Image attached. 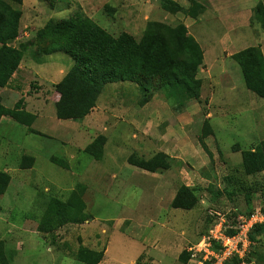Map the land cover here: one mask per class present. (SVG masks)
<instances>
[{
    "label": "rangeland",
    "instance_id": "obj_1",
    "mask_svg": "<svg viewBox=\"0 0 264 264\" xmlns=\"http://www.w3.org/2000/svg\"><path fill=\"white\" fill-rule=\"evenodd\" d=\"M4 1L22 12L21 34L14 46L35 40L38 29L50 19L58 22L76 13L91 18L115 37L128 33L137 41L143 37L150 21L160 22L166 28L184 24L189 34L204 30L201 41L206 48L216 47L217 38L225 32L218 19L194 22L184 13H167L160 0H71L54 8L49 0H23L22 4ZM177 1L184 8L190 6L189 0ZM259 1L264 2L250 0V3ZM229 2L242 6L245 0ZM239 23L245 27L235 33L236 43L241 41L238 50L264 44L260 25L250 21L247 26L244 20ZM26 25L29 27L25 28ZM35 58L41 62L37 63ZM232 63L239 75L235 78L237 90H223L213 82L205 86L203 98L189 102L183 112L170 102L163 90L153 89L145 114L140 116L137 110L141 108L143 92L138 85H107L104 95L116 89L120 95L113 101H103L102 95L99 104L102 100L112 114L113 108L124 100L128 115L119 136L113 129L105 132L109 138L106 137L103 145L105 158L99 163L87 150H95L91 144L103 135V123L94 132L83 131L81 136L87 137L84 141L74 133L78 124L59 120L48 111L46 120L33 125L42 135L30 133L28 127L8 116L2 117L0 171L11 176L6 193L0 197V243L6 261L9 264H85L77 258L78 252L85 249L104 251L99 264H192L180 261L181 253L198 243L218 223L225 222L231 231L236 220L247 217L253 208L264 214V172L246 175L242 156L244 151L255 150L264 141V98L247 89L237 60ZM26 64H36L31 66L41 72L42 79L29 74L17 90L46 109V102L58 97L50 82V79L55 81L52 73L60 69L69 71L75 61L60 52L42 56L31 47L26 52ZM213 87H216V100L210 103ZM13 88V79L7 87L0 88V103H6L8 108L15 105L18 97L9 95L8 91ZM210 112L212 117L207 118ZM134 135L138 137L134 139ZM164 136L174 142L173 148L165 144ZM79 139L84 142L76 147ZM117 141L120 147L116 146ZM110 152L116 155V161H112ZM160 152L172 156L170 170L153 174L126 165L127 157L133 154L150 159ZM31 156L36 159L33 169H24V159ZM53 157L68 163V169L54 164ZM181 186L198 189L199 201L192 210L171 206ZM54 199L65 206L82 202L83 220L62 223L50 220L46 212ZM240 264H264V227L257 232L253 253Z\"/></svg>",
    "mask_w": 264,
    "mask_h": 264
},
{
    "label": "trees",
    "instance_id": "obj_2",
    "mask_svg": "<svg viewBox=\"0 0 264 264\" xmlns=\"http://www.w3.org/2000/svg\"><path fill=\"white\" fill-rule=\"evenodd\" d=\"M10 1L23 3V0ZM70 1L49 0L52 8L58 4H68ZM190 1L192 4L189 8H184L175 0H160V4L167 13H184L192 19H198L205 7L195 0ZM21 18L20 10L13 9L4 0H0V88L9 85L31 45L35 46L36 52L42 56L57 52L69 55L75 61V65L63 80L55 85L56 92L60 94L56 102V114L60 120H83L96 107L104 87L119 82L132 83L140 87L143 92V98L139 102L141 107L150 101L148 96L153 89L163 90L170 102L178 105L180 112L188 107L189 102L201 99L203 80L198 74L204 64V52L184 24L166 28L160 22L150 21L143 37L137 41L128 33L115 37L91 18L76 13L58 22L50 19L37 31L35 40L14 46L21 34ZM251 23H257L264 31L263 2H259L254 8ZM234 59L241 68L247 89L264 98V54L261 49L249 47L236 54ZM23 104V99L13 108L0 103V123L2 117L8 116L28 127L31 132L37 133L31 128L36 116L27 112ZM205 123L206 127L210 126L209 122ZM106 141L105 136H98L91 144V149L95 147V150H87L88 154L101 159ZM202 146L211 157L205 143L202 142ZM242 156L246 175L253 176L264 172V141L257 145L255 150L244 151ZM52 162L61 168L69 167L68 163L56 157L52 158ZM128 162L144 171L158 173L170 170L173 158L161 152L150 159L138 158L133 154L128 158ZM34 163L35 158L31 156L24 159L22 167L31 168ZM10 181L11 176L0 171V197L6 193ZM197 190L181 186L171 203L172 208L192 210L199 201ZM83 210L84 205L80 201L65 206L60 200L54 199L46 213L50 220L62 223L83 220L81 219ZM254 212L253 208L248 216ZM263 227L264 223L258 224L251 232L250 238L255 243L251 254L256 246L257 232ZM235 233L233 229L227 231L228 235ZM103 257L104 251L97 253L81 249L77 254L78 260L85 264H99ZM190 258L191 254L187 249L181 253L179 260L188 262ZM237 261L238 264L242 262ZM0 264H9L1 243Z\"/></svg>",
    "mask_w": 264,
    "mask_h": 264
},
{
    "label": "crops",
    "instance_id": "obj_3",
    "mask_svg": "<svg viewBox=\"0 0 264 264\" xmlns=\"http://www.w3.org/2000/svg\"><path fill=\"white\" fill-rule=\"evenodd\" d=\"M175 1H177V0H175ZM195 1L199 4H202L205 7V9H204L203 13H201L199 15L198 19H193V20H195L194 22H197V21L198 22H200V21L205 22L206 21L205 19L210 20V21H212L214 19H218L222 23V25L225 27V32L217 38L218 44L216 45V47L208 46L206 48V47L202 46V41H201L202 36L206 33L204 30L203 31H201V29L197 30V32H199L200 34L198 33L196 35L193 33H190L196 39V41L200 44V46L204 52V64L200 68V71L198 74V77L203 80V85H202V90H201V99L203 98V94H204L203 90H204L205 86L209 85L213 82H214L215 86H219L223 90H227V89L231 88L230 91L234 92L237 90V86H235V84H236L235 78L236 77L238 78L239 75H238V70L236 69V67L234 66L232 61L234 60V56L236 54L247 49V48H245L242 50H238L237 45H238V43H241V41L238 40L237 41L238 43H236L235 33L238 31L239 28L245 27V26H239L240 21L244 20V25H247V26L250 25V21L252 20L254 8L256 7V5L259 2H263V1H259L257 4L251 5L250 0H245L244 5H242V6L233 5L229 2V0H195ZM191 4L192 3L190 1V6H191ZM28 27H29V25L25 26V28H28ZM226 27H227V30H226ZM19 38H18V40H19ZM29 41H31V40H29ZM21 43H23V42H21ZM31 47L36 50L35 46H32V45L29 46V48H31ZM259 48L261 49L262 53L264 54V44L259 46ZM60 53H62V52H60ZM48 56H51V55H48ZM24 61H25V57H24L23 61L21 62L18 71L12 77L13 82H14V88L10 89V91H8V93L12 97L16 96V94L18 95V97L15 101V104L18 101H20L21 99H23L24 109L27 112L36 116V119L33 123V125H34L35 123H37L39 121L42 122V120L45 118V114L47 111L52 113L51 116H54V115L57 116V114H56V102L59 100L60 94L57 93L58 97L55 100H51V98L49 97V99L51 101L46 102L47 108L44 109V107H39L37 104H34V101H32V98L29 97L26 93L23 94L22 91H18L17 90L18 87L22 86L21 84L26 82V79L28 78L29 74H32L38 80H40V78L42 79L41 72H39L36 67L33 68L31 66V65L36 66V64L35 65L34 64H30V65L26 64V66H25ZM36 62L39 63L41 61H40V59H36ZM39 69H40V71L42 70V68H40V67H39ZM69 71H66L65 69H60V70H56L55 71L56 73L55 72L52 73V77L55 81H52L50 79V82L52 83V85H54V88H55L56 84L60 83L63 80V78L66 76V74ZM119 83H122V82H119ZM105 87H104V89H105ZM215 90H216V87L212 91L210 103H212V101L216 100ZM103 93H104V90H103L102 94L100 95V97L103 95V97H102L103 101H104V99H106L108 101L116 100L120 95V93H118V89H116V91L110 90L105 95ZM114 94H116V97L113 98ZM37 95H39V94H37ZM100 97L97 101L96 107L83 120H81V121L65 120V121H72V123L74 122L75 124H78L77 130L74 131V133H75V135L77 134L79 136V138L82 137V139L84 141L87 139V137L81 136L82 132L87 131L88 133H90L89 132L90 130L94 132L97 129H99L100 123L101 124L103 123L102 128H103L104 132L102 134L105 137H107V139L109 137L105 134V132H108L110 129H113L118 136L120 135L119 132L122 133V130H123L122 124L125 121V116L128 115V113H126L127 112L126 109H128L127 104L125 103L124 100H122L119 104H117V106H115L113 108V111L111 114V111H109L107 108L108 105H106L102 100H101V103L99 104ZM36 99H38V98H36ZM5 104L6 103L3 102L4 106H6ZM145 107H146V105L144 107H141L139 110H137V112L139 113L140 116H144ZM117 111H120V112H117ZM183 116H185V115H183ZM210 117H212L211 112H210V114H208L207 118H210ZM3 119H2V121H3ZM44 120H46V119H44ZM208 120L210 121V119H208ZM78 122H80V124ZM111 122L115 126L112 125ZM128 123H129V125H131L130 122H128ZM131 123L134 124V122H131ZM210 123H211V121H210ZM60 124H62V123L60 122ZM60 124H59V126H60ZM33 125L31 126V128L34 131H36L37 133L31 132L30 129L28 128L29 132L32 134L42 135L43 133L41 134L40 131L34 129ZM135 127L139 129V127H140L139 123H136ZM110 131H112V130H110ZM58 132H64V131L58 130ZM91 137L92 136L89 134L88 138H91ZM137 137H138L137 135L133 136L134 139H136ZM162 139H164L163 141L165 142V144L167 143L169 148H173L174 142L169 138V136L168 137L164 136V137H162ZM83 140L81 141L79 139L78 144H76L78 146H76V147H79V145H81L84 142ZM151 142H154V141L151 140ZM109 143L110 142L108 140L107 144L110 145ZM116 146L120 147L121 143H118V141H117ZM80 149H82V148H80ZM106 149H107V146H106ZM82 150H85V148ZM105 155H106V153H105ZM89 156L95 162H98V163L100 161H102L103 158H105V156L104 157L102 156L101 159H96L95 157L91 156L90 154H89ZM109 156L111 157L113 162L116 161V157H115L116 155L113 152H110ZM33 158H35V157H33ZM35 163H36V159H35ZM127 163L129 164L128 157L126 159V165H128ZM124 165H125V163H124ZM31 169H33V168H31ZM153 174H155V173H153ZM113 177L117 178L116 175H113Z\"/></svg>",
    "mask_w": 264,
    "mask_h": 264
},
{
    "label": "built area",
    "instance_id": "obj_4",
    "mask_svg": "<svg viewBox=\"0 0 264 264\" xmlns=\"http://www.w3.org/2000/svg\"><path fill=\"white\" fill-rule=\"evenodd\" d=\"M223 216V215H222ZM223 220V218H221ZM264 223V214L255 209V212L247 217H239L233 235H228V227L225 222H220L202 237L198 243L188 248L191 254L192 264H228L233 260L245 263L250 257L255 243L250 235L254 227Z\"/></svg>",
    "mask_w": 264,
    "mask_h": 264
}]
</instances>
